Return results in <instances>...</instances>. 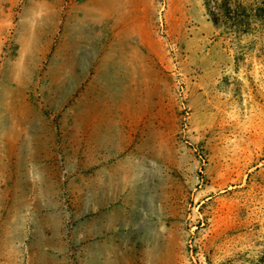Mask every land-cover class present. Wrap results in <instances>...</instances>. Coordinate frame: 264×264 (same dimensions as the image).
Returning a JSON list of instances; mask_svg holds the SVG:
<instances>
[{"label": "rangeland", "instance_id": "rangeland-1", "mask_svg": "<svg viewBox=\"0 0 264 264\" xmlns=\"http://www.w3.org/2000/svg\"><path fill=\"white\" fill-rule=\"evenodd\" d=\"M0 264H264V0H0Z\"/></svg>", "mask_w": 264, "mask_h": 264}, {"label": "crops", "instance_id": "crops-1", "mask_svg": "<svg viewBox=\"0 0 264 264\" xmlns=\"http://www.w3.org/2000/svg\"><path fill=\"white\" fill-rule=\"evenodd\" d=\"M65 260V259H64Z\"/></svg>", "mask_w": 264, "mask_h": 264}]
</instances>
